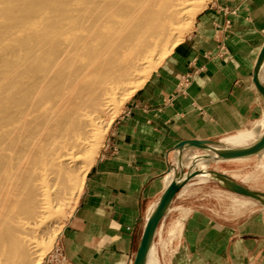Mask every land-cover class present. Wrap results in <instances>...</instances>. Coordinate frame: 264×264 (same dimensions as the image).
<instances>
[{"label":"bare ground","instance_id":"obj_1","mask_svg":"<svg viewBox=\"0 0 264 264\" xmlns=\"http://www.w3.org/2000/svg\"><path fill=\"white\" fill-rule=\"evenodd\" d=\"M200 1L0 0V264H33L38 239L80 182L82 164L93 163L103 116L176 46L180 24ZM262 68L264 44L256 76ZM263 129L258 123L208 147L206 160L252 149ZM171 176L167 183L181 188L214 176L264 203L195 163L188 176ZM148 261L155 263L150 236L137 264Z\"/></svg>","mask_w":264,"mask_h":264},{"label":"crops","instance_id":"obj_2","mask_svg":"<svg viewBox=\"0 0 264 264\" xmlns=\"http://www.w3.org/2000/svg\"><path fill=\"white\" fill-rule=\"evenodd\" d=\"M263 44L264 0H215L197 16L111 125L58 238L69 264L134 263L147 217L170 182L178 145H218L262 117L253 77ZM190 185L169 203L170 210L186 212L176 264H264V216L214 218L203 197L187 200Z\"/></svg>","mask_w":264,"mask_h":264},{"label":"rangeland","instance_id":"obj_3","mask_svg":"<svg viewBox=\"0 0 264 264\" xmlns=\"http://www.w3.org/2000/svg\"><path fill=\"white\" fill-rule=\"evenodd\" d=\"M215 0H201L199 3V7L190 8L193 10L190 12V16L180 24L181 31H180V41L176 44V46L181 43L184 38L190 33L193 28L195 19L197 16L206 8L208 5ZM196 8V9H195ZM175 46V47H176ZM172 48L171 51L166 52L162 59L157 61L153 68L148 71V77L142 81L140 85L130 88V92L127 95L122 96L121 100H118L113 110L105 114L102 118L103 125L100 128L98 140L94 147V157H97L99 150L101 149L104 141L107 138L109 129L111 125L116 121L122 111L127 107V105L132 102L138 94L147 86L148 82L150 81L152 75L156 72V70L160 67L162 62L171 54L174 50ZM144 72V73H145ZM133 83L136 85L139 81H135ZM256 83L264 85V68H262V72L258 74V76L253 77V84L254 88L258 92L261 100L263 102V115L261 118L256 120L254 124L251 126L249 125L247 130H252L258 123L264 122V96L256 87ZM131 84V86H134ZM139 84V83H138ZM136 88V89H135ZM109 122L107 129L104 130L103 126ZM102 129V130H101ZM247 130L240 132V134L245 133ZM263 133V134H262ZM238 134V133H237ZM262 135L261 139L256 143V146H259L260 143L263 147H260L256 151H248L241 153L236 156H231L228 158H222V160H215L210 158V160H206L207 154H209L208 147L215 146L212 144L210 146L204 147H192L187 148L182 151H178L179 155L176 160V166H172L169 171L170 174H173L172 179H177L179 177H186L191 172V166L195 163L197 169H206L210 173L220 174L221 172H225L228 175L232 176L237 183L240 184L246 190L251 191L252 193L256 194L257 196L263 195L264 196V129L261 133H259L256 137L258 139ZM255 138V137H254ZM258 144V145H257ZM194 151L193 153H191ZM202 151V152H201ZM260 152V153H259ZM259 153V154H258ZM253 155V156H252ZM194 156L191 160L190 157ZM249 156V157H247ZM246 157V158H243ZM241 158V159H237ZM196 159V160H194ZM205 159V160H204ZM232 161H226L231 160ZM192 163H191V162ZM189 162V163H187ZM187 163V165H186ZM93 164V163H92ZM91 162H86L82 164L80 170L78 171L79 180L80 182L76 186V188L72 191L70 198H68L65 203L57 209L55 213V217L53 218V222L49 225V228L40 236L38 240V253L36 254V258L33 259V264H39L42 258L52 249V247L58 242V238L61 235L66 222L72 216L74 208L76 206V202L78 199L79 191L82 188L81 184L83 185L84 179L86 174L91 167ZM209 165V166H208ZM187 166V167H186ZM219 179L215 178L214 176L206 178L204 181L194 180L189 181L192 183L189 187H192L191 190L187 192V200L201 198L203 197V202H206L209 205L208 213H210L214 218L217 219H228L237 220L241 219L242 217H246L249 213H256L259 212L264 216V203L261 202L259 199L255 197H249L246 195H242L239 193H235L232 191H221L223 188L220 184ZM204 183L203 185H198V183ZM222 183V182H221ZM199 187H203L204 190L200 191ZM181 189V188H180ZM189 189V188H188ZM76 192V193H75ZM74 195V196H73ZM159 203V202H158ZM158 203L154 206V210L157 209ZM170 203H172L170 201ZM173 207V206H171ZM60 210V211H59ZM57 214V215H56ZM186 212L183 210L178 209H171L168 205L164 212H162L158 218V221L153 226L152 231V239L151 243L154 247V257L155 263L154 264H176V260L178 258V254L180 252V243H179V236H180V228L182 225V221L184 219ZM42 239V240H41ZM145 264H152L149 261Z\"/></svg>","mask_w":264,"mask_h":264},{"label":"water","instance_id":"obj_4","mask_svg":"<svg viewBox=\"0 0 264 264\" xmlns=\"http://www.w3.org/2000/svg\"><path fill=\"white\" fill-rule=\"evenodd\" d=\"M256 75L254 74V77H255ZM255 84H256V82H255ZM257 85V84H256ZM258 86V85H257ZM258 88V87H257ZM187 142H189V141H186V142H184V143H187ZM190 142H197V141H190ZM184 143H181L180 145H178V147H177V149L179 148V146H181V145H183ZM198 143H200V142H198ZM258 145V144H257ZM194 147H204V148H206L205 147V145L204 144H202V143H200V145H198V146H194ZM260 147H263V145L260 143V145L259 146H255V147H253L252 149H250V150H252V151H256L257 149H259ZM250 150H243V151H240V152H238V153H236V154H232V155H230V156H228V157H231V156H236V155H239V154H241V153H244V152H248V151H250ZM228 157H224V158H228ZM213 174H215V175H220V174H216V173H213ZM194 175V174H193ZM192 176V175H191ZM222 176V175H221ZM223 177V176H222ZM218 179V178H217ZM220 180V179H219ZM221 181V180H220ZM222 182V181H221ZM234 183V182H233ZM236 186H238L239 188H241V189H243V190H245L246 191V189L245 188H243L242 186H240V185H238V184H236V183H234ZM225 186V185H224ZM226 187V186H225ZM181 187L179 186V185H177L176 183H170L169 185H168V187L166 188V190H165V192L163 193V195L161 196V198H160V200H159V203H158V207H157V209L155 210V213H154V215H153V217L149 220V221H147V224H146V227H145V229H144V232H143V235H142V239H141V242H140V246H139V249H138V251H137V254H136V257H135V260H134V263L133 264H137V261H138V258H139V256L141 255V253H142V251L144 250V248L146 247V245H147V242H148V239H149V236H150V239H152V229H153V226L155 225V223L158 221V218H159V216H160V214L162 213V212H164V210L166 209L165 208V206L167 205H169V203H170V201H171V199L173 198V196L178 192V190L180 189ZM228 190H230V191H232V192H235V193H239V194H242V195H245V192H243V193H241V192H239V191H235V190H232V189H230V188H228V187H226ZM254 194V193H253ZM256 195V194H255ZM247 196V195H246ZM249 197H251V196H249ZM256 198V197H255ZM166 206V207H167Z\"/></svg>","mask_w":264,"mask_h":264},{"label":"built area","instance_id":"obj_5","mask_svg":"<svg viewBox=\"0 0 264 264\" xmlns=\"http://www.w3.org/2000/svg\"><path fill=\"white\" fill-rule=\"evenodd\" d=\"M187 77L185 78V81ZM180 89L183 90V85H180ZM39 264H69L68 259L65 256L61 246L58 242L52 247V249L42 258Z\"/></svg>","mask_w":264,"mask_h":264}]
</instances>
